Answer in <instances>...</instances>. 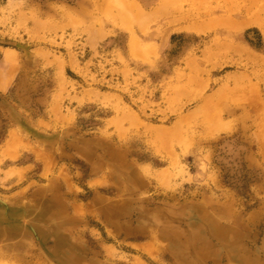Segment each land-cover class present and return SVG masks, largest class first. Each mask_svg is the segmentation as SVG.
<instances>
[{"label": "rangeland", "instance_id": "1", "mask_svg": "<svg viewBox=\"0 0 264 264\" xmlns=\"http://www.w3.org/2000/svg\"><path fill=\"white\" fill-rule=\"evenodd\" d=\"M110 1L0 0V264H264V0Z\"/></svg>", "mask_w": 264, "mask_h": 264}, {"label": "bare ground", "instance_id": "2", "mask_svg": "<svg viewBox=\"0 0 264 264\" xmlns=\"http://www.w3.org/2000/svg\"><path fill=\"white\" fill-rule=\"evenodd\" d=\"M112 5L114 6H119L122 5V8L124 11H128L132 16H134L135 19L138 20V22L145 20L146 18L149 17H143V10L141 5L136 1V0H119V2L117 1H110ZM168 3V2H167ZM165 3L164 7L159 11L156 12V16H154L155 19H159L160 16H164L165 12H168V4ZM104 5H102V9L105 8V2H103ZM126 9V10H125ZM108 12V11H107ZM153 18V20H154ZM152 20V18H151ZM245 26H236L234 25L231 21H217L214 24L211 25H204V26H197V27H191L188 29L189 32L197 34V35H205L207 31L210 30H216V29H220V28H225L227 30H231V31H242ZM131 51L133 54V57L136 60L139 61H143V62H148L149 61V55H148V51H144V47H142V45L140 44V42L138 41V39H136L135 37L132 38L131 40ZM229 129V128H228ZM222 130H226V129H222Z\"/></svg>", "mask_w": 264, "mask_h": 264}, {"label": "crops", "instance_id": "3", "mask_svg": "<svg viewBox=\"0 0 264 264\" xmlns=\"http://www.w3.org/2000/svg\"><path fill=\"white\" fill-rule=\"evenodd\" d=\"M138 3L139 1L136 0ZM166 3V0H140V5L141 4H144L145 8L148 9L149 11V15H150V18H154V16H156V12H159L165 5ZM143 7V5H141ZM166 14V15H165ZM164 16H160L159 19H155L156 21L158 20H163L165 18H168L167 16V13H165ZM157 23V22H156ZM128 40L129 42L128 43H131V40L133 38V34L131 32H128Z\"/></svg>", "mask_w": 264, "mask_h": 264}]
</instances>
